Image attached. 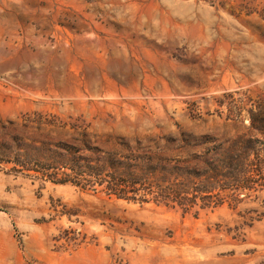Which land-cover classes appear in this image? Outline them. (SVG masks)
<instances>
[{"label":"rangeland","instance_id":"1","mask_svg":"<svg viewBox=\"0 0 264 264\" xmlns=\"http://www.w3.org/2000/svg\"><path fill=\"white\" fill-rule=\"evenodd\" d=\"M177 127L264 142V0H0V264H264V152L196 217L6 163Z\"/></svg>","mask_w":264,"mask_h":264},{"label":"trees","instance_id":"2","mask_svg":"<svg viewBox=\"0 0 264 264\" xmlns=\"http://www.w3.org/2000/svg\"><path fill=\"white\" fill-rule=\"evenodd\" d=\"M54 148L6 163H14V174L32 180L71 185L129 203L177 207L196 217L199 211L221 207L226 192L244 189L248 172L243 166L251 153L260 159L264 142L251 137L222 142L177 127L174 135L133 139L83 133L72 144Z\"/></svg>","mask_w":264,"mask_h":264}]
</instances>
